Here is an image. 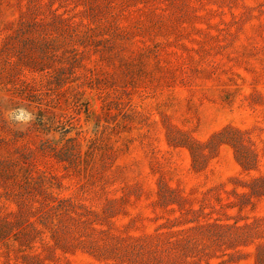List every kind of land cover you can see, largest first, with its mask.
<instances>
[{"label": "rangeland", "instance_id": "1", "mask_svg": "<svg viewBox=\"0 0 264 264\" xmlns=\"http://www.w3.org/2000/svg\"><path fill=\"white\" fill-rule=\"evenodd\" d=\"M0 264H264V0H0Z\"/></svg>", "mask_w": 264, "mask_h": 264}]
</instances>
